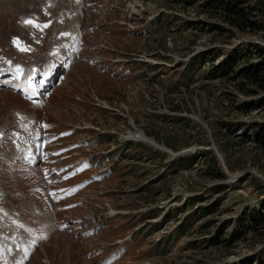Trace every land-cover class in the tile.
Instances as JSON below:
<instances>
[{"label":"rangeland","instance_id":"rangeland-1","mask_svg":"<svg viewBox=\"0 0 264 264\" xmlns=\"http://www.w3.org/2000/svg\"><path fill=\"white\" fill-rule=\"evenodd\" d=\"M40 1L0 0V82L40 69L53 55L48 46L63 35L64 30L54 29L64 20L54 19L60 0ZM217 1L83 0L80 54L63 78L53 81L49 96L42 89V100L25 98L0 85V125L11 127L17 109L35 114L43 119L41 170L70 165L68 172L54 173L62 176L57 192L58 182L48 185L55 197L63 188L72 193L55 201L54 210L58 224L67 221L69 227L56 231L25 264L259 263L264 251V88L245 83L238 70L259 62L252 45L264 48V28L243 21L241 29L227 20L219 6L224 0ZM236 4L248 11V20L264 15V0ZM156 10L161 15L153 21L142 18L134 28L123 23ZM25 20L49 26L41 30ZM17 39L19 46L13 43ZM230 53L235 55L230 73L219 72ZM188 56L186 66L175 62ZM145 57L160 63L129 61ZM162 62L175 65L160 68ZM208 70L213 74L208 76ZM128 135L164 149L121 141ZM6 148L0 138V158ZM170 153L181 155L170 160ZM211 156L222 178L208 170ZM78 159L86 163L73 167ZM7 173L0 172V191L12 192L15 178ZM24 181L17 180L15 189L38 179ZM109 208L118 212L108 217ZM202 209L210 210L201 214ZM191 211L196 220L189 219L186 231H179L178 220ZM254 215L257 219L247 224ZM93 220L100 225L97 231L78 236ZM155 228L157 233L149 235ZM235 228L240 233L228 239Z\"/></svg>","mask_w":264,"mask_h":264},{"label":"trees","instance_id":"trees-1","mask_svg":"<svg viewBox=\"0 0 264 264\" xmlns=\"http://www.w3.org/2000/svg\"><path fill=\"white\" fill-rule=\"evenodd\" d=\"M213 2L217 4L218 1L212 0L211 3H213ZM177 3H180V1H178ZM236 3H237V0H224V1L219 2V6H222L223 9L226 11L225 16L227 17V20L229 22L235 23L237 26L239 24V27L241 29L243 28L242 27L243 23H244L243 21L250 22L252 24V26H254V27L257 24L258 26L264 28V15L262 17H259V19H257V20L256 19L255 20L253 19L252 21L248 20L249 19V18H247L248 17L247 16L248 11L244 10L239 4L237 5ZM252 48H253V51L258 55V57H260L259 62L256 64L251 63L250 65L243 66L242 69L240 68V70H238V71L241 72L242 77L245 80V83L250 82L251 85L264 88V48L258 44L252 45ZM234 59H235V55H233L232 53L228 54L227 58L223 64V67H222V69L221 68L219 69V72L222 73L224 71V72L230 73L231 68L234 66V62H235ZM188 68L189 69L193 68V64L191 63ZM210 71L211 70L207 71L208 76L213 74V73H210ZM211 72H213V71H211ZM198 73L201 77H203V74H204L203 71L202 72L199 71ZM244 88H245V86H244ZM211 157H212L211 158V164H210V167L208 170L215 169L213 171L217 172V177L222 178L224 176V174L222 171L219 170L220 167L217 163V160L215 159L214 156H211ZM208 210H210V209H202V210H200V213L201 214H207L209 212ZM169 216H170V213L168 212L166 214L165 218H167ZM247 218H248L247 219L248 220L247 224H248L249 222H253L254 219L256 220L257 215H254L250 218L247 217ZM189 219L191 221L196 220V214H194L193 211H191L190 213H188L184 217H182V219L180 221L181 223H179L178 227H177L179 231H184V232L186 231L187 225L189 224V222H188ZM243 221L244 220L241 219L240 222H243ZM238 233H240V231H238L237 228L232 229L228 233V237H229L228 239L233 238ZM263 258H264V251L260 257H257V259L259 260L258 264H264ZM250 261H251V259L245 261V263H243V264H250Z\"/></svg>","mask_w":264,"mask_h":264},{"label":"bare ground","instance_id":"bare-ground-1","mask_svg":"<svg viewBox=\"0 0 264 264\" xmlns=\"http://www.w3.org/2000/svg\"><path fill=\"white\" fill-rule=\"evenodd\" d=\"M82 2H83V0H79V2H77V0H60V8H61V10L59 11V13H57V8H56V10H55L56 11V14H55L54 19L57 20L59 17H64V20H62V23H60L59 25L55 26L54 29L56 27L57 28L55 30H58V29H74V28H80L81 27L80 26L81 23L78 24V22L80 21V19L82 17H84L83 16L84 15L83 10L81 9V3ZM34 3H35V1H34ZM73 3H76L75 6H72ZM55 64H56L55 60H53V59L52 60H48L44 64V66H43V71L46 69V67L54 68L55 67ZM2 73H4V71H2ZM30 73H31V70L28 72V74L26 76H30L29 75ZM2 84H4L5 86H9V84H10V86H12L14 89H16V88H24V87L27 86L29 92L33 96H36L37 95L36 94V88H35V86L33 84H28L27 83V78H22L21 81H18L17 83L14 82V81H9V82H3ZM29 116H31V115H29ZM29 116H27V117H29ZM31 117L33 118L34 115H32ZM4 122H6V121H4ZM125 138H132V139H137L139 141H146L147 143H149L151 145H154L155 148L157 150H159V151H160V149H164V147L156 146V144H154L150 140H147L146 138L144 139L143 136H140V135H137V136H134V137L128 135ZM12 141L14 142V140H12ZM10 149H12V152L14 154L16 153V148H15V146L12 143H11ZM171 155L172 156H176V155H181V153L171 154ZM47 216L48 215L44 216V218H43L44 221L47 219ZM3 222L4 221H1L0 224H3ZM24 251H26V249H24ZM18 255H19V252L17 253V257H18ZM20 255L22 256L23 255V252H21ZM12 262H15V260L14 261H10V263H12Z\"/></svg>","mask_w":264,"mask_h":264},{"label":"snow or ice","instance_id":"snow-or-ice-1","mask_svg":"<svg viewBox=\"0 0 264 264\" xmlns=\"http://www.w3.org/2000/svg\"><path fill=\"white\" fill-rule=\"evenodd\" d=\"M77 2H79V0H77ZM24 23H26V24H32L33 26L38 27L41 30H43L44 27H48L49 26L48 24H44V25L36 24L35 21H32V20H25ZM13 43H15V44H17V46H19L18 39L17 40H14ZM22 50H26V49H22ZM0 195H2V193H0ZM0 211H2V209H0Z\"/></svg>","mask_w":264,"mask_h":264}]
</instances>
